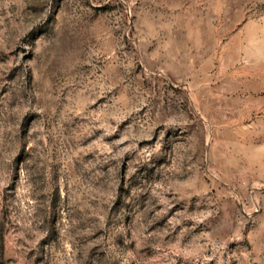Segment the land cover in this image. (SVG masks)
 I'll list each match as a JSON object with an SVG mask.
<instances>
[{
  "label": "rangeland",
  "instance_id": "1",
  "mask_svg": "<svg viewBox=\"0 0 264 264\" xmlns=\"http://www.w3.org/2000/svg\"><path fill=\"white\" fill-rule=\"evenodd\" d=\"M0 264H264V0H0Z\"/></svg>",
  "mask_w": 264,
  "mask_h": 264
}]
</instances>
